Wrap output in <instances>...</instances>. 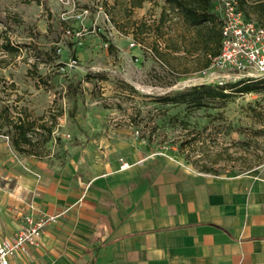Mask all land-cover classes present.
I'll return each mask as SVG.
<instances>
[{"label": "rangeland", "instance_id": "obj_1", "mask_svg": "<svg viewBox=\"0 0 264 264\" xmlns=\"http://www.w3.org/2000/svg\"><path fill=\"white\" fill-rule=\"evenodd\" d=\"M75 1L90 10L83 23L73 14L53 17L50 0H0L1 177L25 173L80 138L101 145L138 137L144 151L221 176L264 166V86L203 107L167 104L193 86L247 78L207 72L211 57L196 50V37L165 0L140 9L129 0ZM250 17L264 25V16Z\"/></svg>", "mask_w": 264, "mask_h": 264}, {"label": "crops", "instance_id": "obj_2", "mask_svg": "<svg viewBox=\"0 0 264 264\" xmlns=\"http://www.w3.org/2000/svg\"><path fill=\"white\" fill-rule=\"evenodd\" d=\"M50 1L53 17L64 14ZM62 152L0 176V240L27 216H58L11 264H264V166L204 173L138 137L80 138Z\"/></svg>", "mask_w": 264, "mask_h": 264}, {"label": "built area", "instance_id": "obj_3", "mask_svg": "<svg viewBox=\"0 0 264 264\" xmlns=\"http://www.w3.org/2000/svg\"><path fill=\"white\" fill-rule=\"evenodd\" d=\"M56 1L65 9V21L69 20L68 14H73V18L81 23L90 16V10L78 9L75 0ZM240 1L217 0L215 3L214 12L222 33L221 48L218 56L210 58L207 72L235 73L249 79L264 78V25L247 17L240 8ZM98 11L104 15L103 7L100 6ZM104 16L108 19L106 14ZM65 34L68 36L71 32ZM130 47L137 48L138 45L132 43ZM76 64L73 61L69 66L76 67ZM57 220L58 216L25 217L24 225L13 238L0 240V264H11L13 258L28 256L30 249L41 247L46 229Z\"/></svg>", "mask_w": 264, "mask_h": 264}, {"label": "trees", "instance_id": "obj_4", "mask_svg": "<svg viewBox=\"0 0 264 264\" xmlns=\"http://www.w3.org/2000/svg\"><path fill=\"white\" fill-rule=\"evenodd\" d=\"M115 4L119 0H113ZM131 9L143 8L145 0H129ZM174 12L180 14L185 33L194 34L196 37L193 43L197 51H203L210 57H216L221 48V26L214 12L217 0H165ZM240 8L247 17L250 12L257 14L258 18L264 16V0H255L249 3V0H241ZM146 33L141 30V34ZM8 52L14 49L10 45H5ZM180 47L175 45L174 50L180 51ZM211 60L205 63V68L209 67ZM264 86V78L245 79L234 84L224 86H193L187 91L178 94L175 97H166L163 101L167 104H186L188 106L203 107L209 101L226 102L236 94H248L261 90ZM18 127V126H17ZM206 170V169H205ZM206 173L210 171L206 170Z\"/></svg>", "mask_w": 264, "mask_h": 264}]
</instances>
